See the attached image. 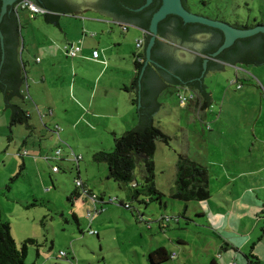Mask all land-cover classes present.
I'll use <instances>...</instances> for the list:
<instances>
[{"label":"rangeland","instance_id":"374dc122","mask_svg":"<svg viewBox=\"0 0 264 264\" xmlns=\"http://www.w3.org/2000/svg\"><path fill=\"white\" fill-rule=\"evenodd\" d=\"M197 1L188 0L190 10L192 13L201 16L212 17L214 13L218 14L219 10L224 7L223 13L224 10H226V14L233 10L235 14H239L241 16L240 22H245L243 21L244 18L248 17L251 21L253 17L257 18L258 21L264 20V0H210L206 6H199ZM81 17L93 18V16L85 15ZM86 25L87 28L64 26L65 40L69 45L81 46L84 39L85 42L91 43L100 50L97 43L102 38V40L107 41L108 46L114 48L115 42L128 36L133 47L131 48L126 43L122 44L121 48L134 51V40L141 36L140 32L132 27L123 34L115 25L112 27L111 33L108 32L107 25L103 26L98 22H87ZM137 33L138 36H136ZM24 37V34H20L18 51L21 53L19 63L23 77L21 91L24 98L23 101L15 98L13 103L20 106L24 111L27 108H32L34 112H32L33 118L28 121L30 128L25 125L5 128L9 121L10 110L4 108L0 95V102L3 105V109H0V209L3 219L10 223L11 234L18 246L26 239L36 241L35 245H28L26 264H151L148 255L158 248L165 249L173 255L172 260L163 264H209L210 261L203 262L204 259L199 257L198 251L200 245L208 238V232H210L200 227V225H205V227L208 225L209 216L206 209L210 198L204 201L185 203L170 197L174 187L177 155H185L203 167H206L208 161L219 160L221 163L208 166L211 179L217 170L222 173L226 167L229 168L230 161L226 160V153L229 152L220 149L222 146L230 145L235 138L233 137L232 141H229L228 137L227 140L226 137H216L212 133L214 131L212 119L221 109L227 113L235 112L236 114H243V111L248 110L247 99L236 100L231 96L233 93L236 94L240 85L251 91L254 89H250V85L260 88L263 96L254 90L250 100L251 107L257 108L258 96L264 104V66L228 65L227 67L231 68L230 71L221 70L209 73L208 77L215 76L207 80L209 81L207 84L212 87L214 95L209 109L205 110L206 118L209 120V122H205V125H201L194 118L193 112L196 109L198 111L199 108H196L197 106L191 101H181L179 95L185 97V89L178 90L175 86L163 89L157 98L160 107L152 118L153 126L169 137L167 143L157 141L156 153L153 158L154 183L163 194L161 202H150L144 206L134 201L131 203L133 207V212H131V210L119 206L121 203L124 205L128 202L126 190L121 187L118 189V185L112 181L104 182V186L112 188L108 190L110 194L107 197L109 198L104 197L107 204H101L102 212L97 213L91 205L93 203H90L89 200L83 203L81 200L84 199L78 197L73 202L70 201L69 197L72 196L73 189L75 187L80 188L75 186V171L71 167L68 166L58 174H51L46 170L42 176L48 181L51 189L45 193L42 191L41 184L30 164L27 165L26 171L25 167L20 171L21 159L12 158L9 154H15L17 149L23 146L22 142L25 140L26 147L30 151L33 146H37L38 142H42L41 153L59 150L60 155L65 156L67 153L65 157L71 159L78 156L72 151V148L78 147L84 156L81 167L83 168L86 163L89 168L88 172L94 177L95 183L99 184L104 172L102 168L106 165L104 163L93 165L90 162L92 161V154L113 150V136H109L107 133L110 128L122 125L121 132L125 131L124 127L126 128V126L130 127L128 131L133 129V126L130 125L134 119L137 121L138 104L132 105V114H127L125 119L123 117L117 118L119 120L106 118L97 120L89 119L86 116H81L77 120L79 116L74 111L67 116L66 120L65 118L63 120L57 118L56 114L50 116L45 112H36L34 107L36 101L39 100L40 91L41 96L45 92L34 86L36 82L30 76V70L34 73L31 67L36 63L34 62V54L27 55V50L34 53L35 49L32 47L33 44H29V42L33 43V40L29 39L28 41ZM206 38L208 37L204 34H197L193 40L206 43ZM24 42L27 44L25 50H23ZM167 42V45L177 49L174 53V59L180 64L192 62L193 53L201 51L200 47L189 42H185L182 47L180 40H167ZM27 58L29 59L28 63L26 62ZM29 64H31L30 70ZM235 68L244 70L248 76L240 77L236 82ZM91 81L93 79L87 77V83ZM224 89H230L231 92L224 95ZM188 92L190 91H187V94ZM130 96L132 101L137 100L135 93L130 92ZM86 120L93 124L90 131L82 125L77 128L71 126L75 122L79 124V122H86ZM99 126L104 127L102 132L101 130L97 131ZM245 126L242 122L239 127L244 129ZM222 127L229 126L223 124ZM203 128L204 132L208 133L202 137L200 132ZM121 132L120 129L117 131V137L123 134ZM236 133L239 135L240 131L238 130ZM208 134L213 136L211 143L204 140ZM232 135L234 136V131ZM6 137L11 140L7 142ZM243 142L244 140H242ZM19 171L20 174H18ZM134 177L138 182H141L139 169H135ZM217 185L218 183L212 180L209 183V191H214ZM34 201L37 206L28 209L24 207L34 203ZM197 205L202 206L205 212L204 216L194 213V209L199 208ZM94 206L96 208V205ZM187 206L190 211L185 216L183 211ZM88 213L90 214L89 217L87 216ZM74 215L76 219H74ZM174 218H178L179 222L175 223ZM88 225H91V231ZM89 232L96 233L90 234ZM178 239L186 241L187 245L178 246ZM177 247L184 248V252L187 254L184 261L178 260V257L174 259L177 255L176 252H178ZM262 249L264 251V248Z\"/></svg>","mask_w":264,"mask_h":264},{"label":"crops","instance_id":"0c3cea01","mask_svg":"<svg viewBox=\"0 0 264 264\" xmlns=\"http://www.w3.org/2000/svg\"><path fill=\"white\" fill-rule=\"evenodd\" d=\"M12 10V16L9 22L12 29L17 21L16 26H18L19 33H14L18 41V61L21 55V53H18L20 34H24V38L28 41L29 39L33 40V43L29 42V44H33L32 47L35 49L34 53L26 49L27 55L34 54V62L37 64H33L34 66L31 67L34 73L30 70L31 64H29L30 76L36 82L34 86L39 87L40 90L45 92L41 96L40 91L39 100L36 101L34 107L36 112H45L50 116H55L56 114L57 118H65V120L73 111L79 116L77 120L81 116L97 120H103L105 118L119 120L117 118L123 117L125 119L127 114L133 113L132 105L134 103H132L130 92L135 93L136 96L137 94L135 87H132L131 83L135 75L134 62L137 60L135 55L140 51L136 46V42L137 40L143 39L144 43L143 33L138 27L116 19L101 17L82 18V15L66 13H64L66 15H57L55 13L51 17H44V14L35 15L30 18L26 10L14 6ZM87 22H98L103 26L107 25L106 28L109 33L112 32L114 25L119 27L123 34L125 32L127 33L128 28L132 27L140 32L141 36L139 37L137 33L136 36H138V39L135 38L134 40V51H130V49L125 50L124 47L121 48V45L126 43L131 48L133 47L132 41L128 36L115 42L113 44L115 46L114 48L108 46L106 44L107 41L101 38L99 43H97L100 50L91 43L85 42L83 39L80 46V53L74 57H69L65 52L71 44L69 45L67 40H65L66 34L64 33V26L71 28L81 26L87 28ZM121 26H126V30L123 31ZM91 36L94 37L93 35ZM26 46L27 44L24 42L23 50H25ZM93 51L98 52L97 59L93 58ZM28 60L27 58V63ZM223 66L227 67L228 65L224 64ZM235 70L236 82L240 77L245 78L248 76L244 70L239 68H235ZM87 77L93 79V81L87 83ZM211 77L207 75L204 78V84L210 96L208 107L203 110L199 109L198 111L196 109L193 112L194 118L201 125L209 122L206 118L207 114L205 115V110L209 109L214 95L212 87L207 84L209 82L207 80H210ZM37 79H39V82H37ZM180 89H185L186 95L187 91L194 93L187 86L179 87L178 90ZM250 89H254L262 95L260 88L257 86L250 85ZM254 90L245 89L243 85H240L236 94H231L232 98L236 100L242 98L247 99L249 108L243 111V114H236L235 112L227 113L221 109L217 113L218 115L216 114L212 119L214 126L212 133L216 137H226V140L228 137L229 141H232L233 137L235 139L230 145L222 146V149H220L224 150V152H229L226 153V160L230 161L229 168L226 167L222 173L220 170H217L211 179L208 166L217 165L221 162L219 160L208 161L205 167L208 173V184L214 180L218 185L214 191L210 190V199L207 202L208 206L206 209L209 216V219H207L208 225L207 227L200 225L203 229L210 231L208 232V238L200 245L198 251L199 257H203L204 259L203 262L210 261V263L214 264H247L248 260L246 256L252 254L258 260V264H264V251L262 249L264 248L262 246L264 245V104L258 96L257 108L251 107L250 100ZM228 92H231V90H223L224 95ZM136 101L138 104V96ZM193 104L196 106L195 102ZM2 106L0 102V109H3ZM158 106L160 107V105ZM33 110L32 108H27L25 111L29 119L33 118ZM242 122L246 125L244 129L239 127L242 125ZM136 124L137 121L134 119V122L130 126H133L134 129ZM223 124H228L229 127H222ZM79 125L84 126L89 131L93 126L89 120H86V122L81 121L79 124L75 122L71 126L77 128ZM101 125L103 126V124ZM121 127L123 126L118 125L115 128H110L107 132L109 136H113V140L117 137V131L119 129L120 132L122 131ZM5 128H8V123ZM129 128L127 126L126 128L124 127L125 131L121 133L128 131ZM98 130L102 132L104 127L99 126ZM238 130L240 131L239 135L236 133ZM233 131L234 136L232 135ZM207 133L206 131L204 132V128L200 132L202 137ZM208 135L204 137V140L211 143L213 136L212 134ZM6 138L7 142L11 140L8 137ZM242 140H244L243 143ZM22 143L23 146L17 149L15 154L10 153L9 155L12 158H20L21 164L25 167V171L27 165L30 164V167H32L41 184L40 187L43 192L48 193L51 189L48 181L43 178V173L48 170L51 174H58L61 170L69 166L75 171V183L79 179L83 184V188L98 198V202H93L89 197L84 196L81 188L75 187L72 191V196L69 197L70 201L73 202L74 199L81 197L84 199L81 202L86 203L89 200L90 203H93L91 205L97 213L102 212L101 204H107L104 197L109 196L110 192L108 190L112 188L103 185L104 182L109 183L112 181L107 177V167L102 168L104 172L98 184L95 183L94 177L88 172V165L85 163L83 168L81 167L84 156L78 147L75 149L72 148V151L80 156V159L75 160L70 157L66 158L67 153L65 156L60 154L56 155L55 151L41 153L42 142H38L37 146H33L31 151L26 147V140ZM6 145L8 147V144ZM101 150H103L102 147ZM90 162L93 165L96 163L93 159ZM54 167H57L58 170L53 171ZM118 189H120L119 186ZM94 205H96V208ZM119 206L122 207L121 205ZM198 207L194 209V213L204 216L205 212L202 206ZM189 211V207L187 206L183 211L184 215H188ZM174 219L175 223L179 222L178 218ZM90 226L88 225L89 230ZM177 242L178 246L187 245L184 240L178 239ZM177 249L178 252H176L177 255H175L174 259L178 257V260L184 261L187 256L184 248L177 247ZM166 253L168 260H172V253H168L167 251Z\"/></svg>","mask_w":264,"mask_h":264},{"label":"water","instance_id":"95a60500","mask_svg":"<svg viewBox=\"0 0 264 264\" xmlns=\"http://www.w3.org/2000/svg\"><path fill=\"white\" fill-rule=\"evenodd\" d=\"M20 0H0V94L4 108L19 95L21 82L17 61L18 41L11 29L12 7ZM47 11L62 12L124 20L148 29L145 34V62L135 85L138 96V117L135 128L126 134L140 133L159 109L157 98L163 89L172 86H193L210 100L204 78L211 72L230 71L231 68L196 57L191 65L174 60L177 49L158 40H180L181 47L189 42L201 48L198 53L229 64L264 66V25L250 29L237 28L220 20H213L188 11L185 0H33ZM197 34L210 40L199 43ZM205 37V36H202Z\"/></svg>","mask_w":264,"mask_h":264},{"label":"trees","instance_id":"16d2710c","mask_svg":"<svg viewBox=\"0 0 264 264\" xmlns=\"http://www.w3.org/2000/svg\"><path fill=\"white\" fill-rule=\"evenodd\" d=\"M32 1L35 5L43 8L36 2ZM210 0H198L199 6H206ZM228 1V0H226ZM18 4L15 3L14 7ZM189 6V7H188ZM185 4V7L188 11L190 10V5ZM44 9V8H43ZM218 9V8H217ZM224 7L219 10V13H214V16L208 17L213 20H220L226 22L227 24L236 27L237 24H244L246 22H240L241 16L235 14L233 10L226 14V10L223 13ZM46 10V9H45ZM13 11V10H12ZM51 14H44V17H51L53 14H62V12L49 11ZM14 19V17H13ZM15 22V20H13ZM17 21L15 22L13 32L18 34ZM143 33L144 38L145 34L149 35L148 29L142 27L141 25H136ZM246 28V27H245ZM244 28V29H245ZM93 35V34H91ZM94 36V35H93ZM163 40L165 38L159 36ZM160 41V40H159ZM138 48V47H137ZM144 43L139 47L140 50L136 53V61L134 62L135 75L132 80L131 86L135 87L136 82L139 78L141 68L145 62V53H144ZM202 59H208V61L214 62L219 65H231L224 61L210 58L207 55L202 54ZM18 61V59H17ZM19 71H20V85H19V95L23 97L21 86L23 83L22 72L20 70V63L18 61ZM250 65V64H248ZM187 86V85H186ZM194 93L189 92L185 99L188 102H195L197 108L200 110L208 107L210 100L203 98L199 92L193 86H187ZM178 89V88H177ZM207 95L209 93L206 90ZM15 98L10 99L7 102V105L10 107V115L8 127L12 128L17 125H25L27 128H30L28 123L29 116L28 114L18 105L13 103ZM134 104H137V101H132ZM133 130V129H132ZM130 130V131H132ZM130 131L124 132L119 137H115L113 150L110 152L99 151L93 154L92 159L96 163H104L107 167V177L108 179L115 182L119 187L125 189L127 192V203L129 208H125L121 203L120 205L132 211V202L136 201L140 205H146L150 202H161L162 193L156 188L154 183V164L153 158L156 153V143L157 141H164L167 143L169 137L163 134L158 128L153 126L152 119L147 124V126L140 133H133L128 138L125 139L126 134ZM24 169L23 164L20 165V171ZM135 169H139L140 180L134 177ZM20 171L18 174H20ZM88 192V191H87ZM90 193V192H88ZM170 197L172 199L181 201V202H191V201H204L209 199L210 191L208 184V173L205 167L199 165L193 160L189 159L187 156L178 154L175 164V181L174 187L171 191ZM36 201V200H35ZM25 205V208H31L37 206L35 203ZM264 215V209H263ZM74 219L76 217L74 216ZM163 220V219H162ZM96 233V232H95ZM36 241L34 239L24 240L20 246L15 242L11 234V226L9 221L3 219L1 209H0V264H26V258L28 253V245H35ZM149 260L151 264H163L168 260L167 253L164 249L158 248L155 251L149 253ZM247 264H258V260L252 255L249 254L246 256ZM214 264V263H210Z\"/></svg>","mask_w":264,"mask_h":264},{"label":"built area","instance_id":"2783aa9c","mask_svg":"<svg viewBox=\"0 0 264 264\" xmlns=\"http://www.w3.org/2000/svg\"><path fill=\"white\" fill-rule=\"evenodd\" d=\"M17 3V2H16ZM16 8H20V9H23V10H26L28 12V15L30 16V18L34 17L35 15H43V14H49L51 12L35 5L32 1L30 0H20L18 1V4L16 5ZM121 29L123 31L126 30V26H121ZM143 33V32H142ZM143 36H144V33H143ZM143 44V39L141 40H137L136 42V46L139 48L141 47V45ZM81 51V47L79 45H70L67 49H66V54L69 56V57H74L76 56L77 54H79ZM92 56L94 59H97L98 57V52L97 51H93L92 52ZM180 99L182 102H185L186 99L184 96L182 95H179ZM60 152L59 150L56 151V155H59ZM73 159L75 160H78L80 159V156H74ZM58 168L57 167H54L53 168V171H57ZM76 186H79L82 190H83V194L84 196H87L89 197L93 202H98V198L96 195L92 194V193H88L87 190H85L83 188V184L82 182L78 179L76 181ZM125 208H129V205L128 203H125L124 205ZM87 216L89 217L90 214L88 213ZM91 234H94L95 232H90ZM63 255V253H61Z\"/></svg>","mask_w":264,"mask_h":264},{"label":"flooded vegetation","instance_id":"af4514ba","mask_svg":"<svg viewBox=\"0 0 264 264\" xmlns=\"http://www.w3.org/2000/svg\"><path fill=\"white\" fill-rule=\"evenodd\" d=\"M185 4L188 6V0H185ZM189 7V6H188ZM66 14H70V13H66ZM119 21H123V22H126V23H130V24H133V25H137V24H134V23H131V22H128V21H124V20H119ZM243 21H245L246 22V25H244V24H237V28H245V29H250V28H253V27H256V26H258V25H264V20H257V18H254L253 17V19H252V21L250 20V18L248 17V18H244V20ZM249 21H250V24H249ZM137 27V26H136ZM200 35H203V34H200ZM204 35H206V34H204ZM206 37H208V38H206L207 39V41L206 42H208L209 40H210V37L208 36V35H206ZM158 40H160L161 42H163V43H165L166 42V44L168 43L167 42V40L166 39H162V38H160V37H158ZM194 54V60L196 59V57H199V58H201L203 55L201 54V53H193ZM175 60V59H174ZM176 61V60H175ZM177 62V61H176ZM194 62V61H193ZM193 62H190V63H185L184 65H191ZM183 86H186V85H183ZM183 86H175L176 88H179V87H183Z\"/></svg>","mask_w":264,"mask_h":264}]
</instances>
